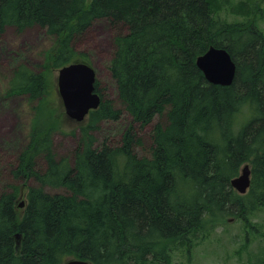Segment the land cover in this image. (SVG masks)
<instances>
[{"label": "trees", "instance_id": "obj_1", "mask_svg": "<svg viewBox=\"0 0 264 264\" xmlns=\"http://www.w3.org/2000/svg\"><path fill=\"white\" fill-rule=\"evenodd\" d=\"M255 3L0 0V32L39 25L55 38L42 70L22 67L7 90L27 94L34 115L13 169L22 182L0 194V264H63L74 257L93 264H171L174 252L190 254L228 215L250 225L249 216L264 208V31ZM228 12L252 16L229 21ZM99 18L117 29L109 70L124 110L143 126L167 117V124L154 126L151 157L136 152L133 128L118 144L94 145L91 126L123 113L98 82L102 101L90 111L91 124L81 127L74 163L53 150V133L69 121L54 70L75 60L92 64L75 42ZM211 45L227 48L237 63L230 86L210 83L195 62ZM9 122L3 117L0 128ZM246 162L252 185L240 194L231 179ZM31 176L39 185L27 187ZM47 185L67 192L49 193Z\"/></svg>", "mask_w": 264, "mask_h": 264}, {"label": "rangeland", "instance_id": "obj_2", "mask_svg": "<svg viewBox=\"0 0 264 264\" xmlns=\"http://www.w3.org/2000/svg\"><path fill=\"white\" fill-rule=\"evenodd\" d=\"M255 1L259 6L254 11H260L261 18L258 23L264 31V0ZM226 16L229 21H245L252 13L243 16L228 12ZM116 33L117 29L108 19L99 18L75 42L79 52L89 55L97 73L99 90L104 98L113 100L116 107L123 111L119 120L104 119L94 123L89 133L94 137L95 146L104 142L114 145L121 142L128 129L133 128L139 139L135 146L136 152L140 156L151 157L154 126L157 123L167 124V117L156 116L152 122L143 126L124 110L116 81L109 70L115 51ZM54 40L55 38L39 25L23 32H18L13 26H6L4 31L0 32V120L3 117L11 119L8 125L0 128V194L12 190V185L22 182L15 177L13 169L19 164L20 154L29 142L31 118L34 115V101L31 102L27 94L7 95V90L22 67L32 71L42 70L44 53L54 46ZM58 72L59 69L54 70L56 84ZM89 124V117L81 126L70 120H62V128L53 133V150L58 159L68 158L74 163V154L84 133L81 127ZM37 162L42 167L46 165L42 158H37ZM25 182L27 187L39 185L34 176L25 179ZM27 187L19 196L21 203L27 199ZM44 189L49 193L67 192L64 187L49 185ZM20 208H24V205ZM248 221L250 225L247 226L242 217L228 215L206 239L197 241L192 246L190 254L174 252L171 264H261L264 260V208L250 215Z\"/></svg>", "mask_w": 264, "mask_h": 264}, {"label": "water", "instance_id": "obj_3", "mask_svg": "<svg viewBox=\"0 0 264 264\" xmlns=\"http://www.w3.org/2000/svg\"><path fill=\"white\" fill-rule=\"evenodd\" d=\"M197 66L206 79L213 84L230 86L237 73V63L227 48L211 45L196 59ZM97 73L93 65L84 60H75L59 68L57 92L65 114L71 122L83 123L91 110L97 109L102 101L96 90ZM232 187L240 194H246L252 185V167L246 162L239 174L231 179ZM24 205V201L21 206ZM20 238V233L16 234ZM19 243V240H18ZM63 264H93L84 258H69Z\"/></svg>", "mask_w": 264, "mask_h": 264}, {"label": "flooded vegetation", "instance_id": "obj_4", "mask_svg": "<svg viewBox=\"0 0 264 264\" xmlns=\"http://www.w3.org/2000/svg\"><path fill=\"white\" fill-rule=\"evenodd\" d=\"M24 189L25 188H23L22 190H21V194H23L24 193ZM27 192H28V188H27ZM21 206V205H20ZM22 207V206H21ZM17 243H18V241H17ZM19 244V243H18Z\"/></svg>", "mask_w": 264, "mask_h": 264}, {"label": "bare ground", "instance_id": "obj_5", "mask_svg": "<svg viewBox=\"0 0 264 264\" xmlns=\"http://www.w3.org/2000/svg\"><path fill=\"white\" fill-rule=\"evenodd\" d=\"M262 37V36H261ZM260 43V42H259ZM263 47V46H262ZM196 62V61H195ZM197 85V84H196ZM189 92V91H188ZM96 110V109H95ZM20 204V203H19ZM21 207V206H20Z\"/></svg>", "mask_w": 264, "mask_h": 264}]
</instances>
